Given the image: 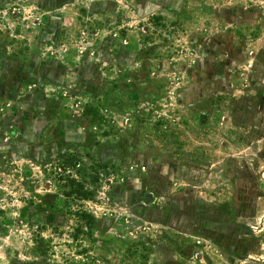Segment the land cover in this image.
<instances>
[{"label":"rangeland","instance_id":"obj_1","mask_svg":"<svg viewBox=\"0 0 264 264\" xmlns=\"http://www.w3.org/2000/svg\"><path fill=\"white\" fill-rule=\"evenodd\" d=\"M0 264H264V0H0Z\"/></svg>","mask_w":264,"mask_h":264},{"label":"trees","instance_id":"obj_2","mask_svg":"<svg viewBox=\"0 0 264 264\" xmlns=\"http://www.w3.org/2000/svg\"><path fill=\"white\" fill-rule=\"evenodd\" d=\"M11 130H14L13 128H11Z\"/></svg>","mask_w":264,"mask_h":264}]
</instances>
